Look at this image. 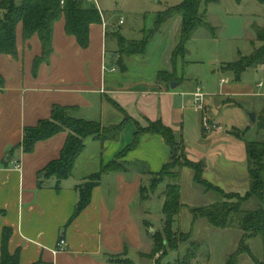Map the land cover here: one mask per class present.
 Wrapping results in <instances>:
<instances>
[{
  "label": "crops",
  "instance_id": "0c3cea01",
  "mask_svg": "<svg viewBox=\"0 0 264 264\" xmlns=\"http://www.w3.org/2000/svg\"><path fill=\"white\" fill-rule=\"evenodd\" d=\"M101 11L102 23L90 26L87 48L66 32L64 17L56 22L53 52L37 73L34 61L42 55V43L37 34L25 41L22 23L16 30L17 56L0 54V74L4 78L0 86V264L5 228L12 229L8 249L11 254L20 251V264H124L122 259L139 264L133 259L135 255L152 259L153 247L145 243L148 231L140 217L142 201L137 202L144 177L158 172L171 158L170 147L159 135H142L137 148L125 158L129 171L103 174L88 206L71 220L81 187L133 143L138 123L161 120L183 140L186 156L204 165L203 177L207 181L225 192L245 195L249 191L246 141L262 139L256 121L264 111V67L249 68L236 80L232 71L221 68L233 61H221L213 75L222 78L216 92L206 93L205 115L211 119L213 103L239 108L242 120L223 126L211 119L215 128L205 129L203 113L198 112L199 122L189 118L187 104L192 102L193 93H184L191 99L181 93L182 99L175 100L180 93L176 89L187 79L180 75L181 68L189 63L186 56L175 63L172 59L180 40L181 17L169 19L152 36L145 53L128 55L120 51L118 36L128 41L141 40L153 29L157 13L162 10L155 11L153 22L138 29L137 38H131L124 30L123 16L112 22L110 15ZM3 16L0 10V18ZM249 73L256 77L254 83L247 82L245 75ZM173 82L178 83L176 88L171 87ZM54 105L75 107L77 117L99 121L104 126L121 123L126 114L132 120L118 140L102 144L88 138L86 149L67 179H42L40 172L60 157L68 132L39 141L33 152L25 153L24 129L50 118ZM252 112L256 113L255 122L250 118ZM192 127L196 138L188 144L186 133ZM249 132L252 139L247 138ZM16 163L21 165L20 170L15 168ZM137 163L145 165V170L135 169ZM202 219L193 224L192 217L190 225ZM60 238L67 245L56 251ZM261 242V258L247 244L252 253H246L251 264H264V238ZM114 258L116 261H111ZM242 260L245 262V257H239L238 264Z\"/></svg>",
  "mask_w": 264,
  "mask_h": 264
},
{
  "label": "trees",
  "instance_id": "16d2710c",
  "mask_svg": "<svg viewBox=\"0 0 264 264\" xmlns=\"http://www.w3.org/2000/svg\"><path fill=\"white\" fill-rule=\"evenodd\" d=\"M240 2L241 0H236ZM264 6V0H258ZM220 0H183L180 4L170 6L157 13L153 29L141 40L128 41L118 36L120 51L122 54H143L152 36L171 18L180 16L182 19L180 40L175 48L172 59L175 63L178 57H185L188 53L187 45L193 39L199 28L206 27L212 32L207 17V7L210 4L219 3ZM0 10L4 16L0 18V54L17 56L16 30L19 23L23 24V36L27 41L37 34L42 43V55L34 61V72L37 73L42 62L48 61L53 52V32L56 22L65 18L66 32L74 36L78 44L87 48L90 44V26L94 23H102V12L95 4L86 5L84 0H1ZM256 40L261 43L249 56H241L238 61L225 64L224 70L232 71L236 80H240L243 72L249 68L264 67V23L254 27ZM125 68V65H123ZM163 74V73H162ZM170 75L168 80L170 81ZM4 78L0 74V86H3ZM75 107L54 105L50 118L42 119L37 125L24 129L22 148L25 153L34 151L39 141L47 140L56 134L67 131L68 137L58 159L51 161L41 172L40 177H55L58 182L70 177L77 158L86 149L88 138H94L104 144L107 141L118 140L122 130L132 119L126 114L125 119L116 125L104 126L99 121H90L76 116ZM148 127L138 129L135 132L133 143L127 146L116 157L126 155L137 148L142 135H159L171 149V159L165 163L154 176L151 185H142L140 188L141 200L147 199V191L168 182L163 192L164 227L163 234L166 239L154 235V246L150 256H156L166 245L174 250V231L172 229L176 218L180 215L184 206L181 193V169L189 167L194 173V183L201 186L205 193L215 192L220 199L208 205L193 207L190 211L193 216V224L199 218L208 221L217 228H239L243 231L240 245L234 254H231L226 264H238L240 255L252 254L247 241L250 238L260 236L264 238V116L257 121V129L262 132L261 140L246 141L249 162L250 188L245 195L235 192H225L222 188L212 184L203 177L204 165L201 162L190 160L185 154L183 140H179L174 130L165 125L161 120L149 121ZM181 151L183 161L177 157ZM165 173L166 168H176ZM130 165L119 162L116 158L106 164L99 173L91 175L88 181L80 189V198L77 203L74 219L90 203L92 191L98 185L101 177L110 172H128ZM42 185V180H40ZM59 187V185H58ZM256 199L258 206L254 210L244 209L249 200ZM12 235L11 228L3 231L2 264H20V251L11 254L8 242ZM198 248V246H197ZM197 256V250L187 252L182 262L178 264H192ZM116 261V259H111ZM40 264V263H35Z\"/></svg>",
  "mask_w": 264,
  "mask_h": 264
},
{
  "label": "rangeland",
  "instance_id": "374dc122",
  "mask_svg": "<svg viewBox=\"0 0 264 264\" xmlns=\"http://www.w3.org/2000/svg\"><path fill=\"white\" fill-rule=\"evenodd\" d=\"M97 1L105 14L110 15L112 22H118L120 17L123 16L125 20L124 30L129 32V36H132L131 38H137L140 36L138 29L153 22L152 16L155 11L158 9L163 11L171 5L180 4L183 0ZM207 17L214 31L212 32L206 27L199 28L187 45L188 53L186 59L189 63L181 68L180 71V75L187 79L176 89L180 92L178 93L179 96L175 98L176 101L182 99L183 96L186 99H191L192 97L184 93H194L197 83L205 95L207 92H216L218 82L222 77L213 74L222 64L221 61H238L241 56H249L255 48L261 45L256 40L254 32L256 25L262 26L264 23V6L258 0H241L240 2L236 0H220L219 3L208 5ZM180 58L178 57L177 61ZM224 67L226 66H221L222 70H224ZM245 77L248 80L247 82L250 83H254L256 80V77H253L251 73L246 74ZM181 93L183 96H180ZM187 108L189 118H195L199 122L201 120L200 113L194 111L193 100L187 104ZM202 113V115L206 114L205 106ZM242 115V110L237 107H227L211 103L209 117L220 125L228 126L238 123L242 120ZM206 116L208 117V114ZM262 116H264V111L260 112L257 117L260 119ZM211 119L208 118L207 120L208 127L215 128L216 124ZM147 127L148 124H137V130ZM186 134L188 144L195 140L196 133L194 127L190 128ZM252 136L251 132L247 134V138L252 139ZM127 155L128 153L116 157V159L119 162L125 163ZM177 157L180 161H183L181 151H179ZM138 164L135 165V169L143 168L145 170V165ZM178 169V166L172 169L166 168L165 173L172 170L177 171ZM181 172L180 183L184 206L172 226L175 234L173 242L176 244L175 249L172 250L169 248V245H166L156 256H150L151 260L146 258L141 259L139 255H135L133 259L139 262V264H178V262H182L187 252L197 250V256L192 261V264H225L229 256L234 254L239 247L243 231L239 228H217L209 224L205 219H202V222H197L194 226L190 225L193 217L190 210L193 207L208 205L219 200L220 195L215 192L205 193L201 186L195 184L191 168L184 167L181 169ZM153 177V175L144 177V185L149 187ZM167 183L160 184L156 190L148 189L146 193L147 199L141 200L140 196V200L137 202L140 203L139 201H142V213L140 217L144 224V230L148 231L145 234V243L150 247L154 245V235H159L162 239H166V236L163 234L165 221L162 213V194L166 189ZM257 206L258 201L253 199L249 204L245 203L244 209L254 210ZM136 208L140 209V206L136 205ZM247 244L253 249L254 255L261 258V237H253L247 241ZM242 255H240V260L244 257L246 260L245 262L242 260V264H247V261L251 264L252 260H249V256L246 253ZM122 261L124 264H134L129 259H122Z\"/></svg>",
  "mask_w": 264,
  "mask_h": 264
},
{
  "label": "built area",
  "instance_id": "2783aa9c",
  "mask_svg": "<svg viewBox=\"0 0 264 264\" xmlns=\"http://www.w3.org/2000/svg\"><path fill=\"white\" fill-rule=\"evenodd\" d=\"M64 1H65V0H61V3L63 4ZM90 1H91L93 4H95L96 7L101 11L100 6H99L97 0H90ZM101 12H102V11H101ZM123 22H124V21L121 19V20H120V24H122ZM260 85H262V83H261ZM205 96H206V95L203 93L202 88H201L199 85H197V86H196V90H195V92L193 93V101H194V107H195V111H196V112H200V113H202V112L204 111V106H205ZM202 120H203V126H204V128H205V129H210V128L208 127V123H207L208 118L206 117L205 114L202 116ZM15 168L20 170V169H21V165L18 164V163H16V164H15ZM66 245H67L66 240H65L64 238H60V240H59L58 243H57L56 251H60V250L64 249V248L66 247Z\"/></svg>",
  "mask_w": 264,
  "mask_h": 264
},
{
  "label": "water",
  "instance_id": "95a60500",
  "mask_svg": "<svg viewBox=\"0 0 264 264\" xmlns=\"http://www.w3.org/2000/svg\"><path fill=\"white\" fill-rule=\"evenodd\" d=\"M177 86H178V83H176V82L171 83L172 88H176ZM250 118L253 122H255L256 121V113H254V112L250 113Z\"/></svg>",
  "mask_w": 264,
  "mask_h": 264
}]
</instances>
